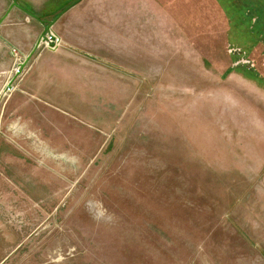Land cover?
<instances>
[{"label": "rangeland", "instance_id": "374dc122", "mask_svg": "<svg viewBox=\"0 0 264 264\" xmlns=\"http://www.w3.org/2000/svg\"><path fill=\"white\" fill-rule=\"evenodd\" d=\"M118 2L114 102L0 95V264H264V0Z\"/></svg>", "mask_w": 264, "mask_h": 264}, {"label": "crops", "instance_id": "0c3cea01", "mask_svg": "<svg viewBox=\"0 0 264 264\" xmlns=\"http://www.w3.org/2000/svg\"><path fill=\"white\" fill-rule=\"evenodd\" d=\"M0 1L1 10L7 0ZM20 6L34 14L36 12V5ZM45 14V11L40 14L36 12L35 17L48 22L43 17ZM4 15L6 17L0 24V95L12 78L11 50L15 48L25 60L45 27L33 18L30 20L27 14L17 8L3 15L0 11V20ZM50 29L57 40L56 45L37 48L26 64L27 70L20 78L17 90L9 98L15 93L12 99L19 103L27 101L31 104L29 99L40 101L49 98L56 103H67L71 99L76 102L79 99V103L87 104L96 96L106 99V103L114 102L110 101V97L114 98L113 91L110 96L107 90L118 88L119 82L122 83L121 88L124 86V3L120 2L119 5L118 0H79L53 20ZM128 66L129 70H134V67ZM95 89L103 91L94 93ZM17 91L22 94L18 96ZM31 106L26 108L29 113L44 111L33 104Z\"/></svg>", "mask_w": 264, "mask_h": 264}, {"label": "built area", "instance_id": "2783aa9c", "mask_svg": "<svg viewBox=\"0 0 264 264\" xmlns=\"http://www.w3.org/2000/svg\"><path fill=\"white\" fill-rule=\"evenodd\" d=\"M56 43H57V40H55V38L53 36L46 34L43 37V39L41 40L40 45H42L43 47H46V48H50V47H54L56 45ZM11 53H12V56L14 59L13 69H14V66H17L15 69V74L21 78L27 70L26 65L24 67H22V65L24 63V59L20 55V53H18V51L15 49H12ZM11 77H12V73H11ZM18 82H19V80L17 81L16 78L14 79L12 77L11 80L9 81V83L5 86V88L1 92V94L3 96L9 97L14 91L17 90Z\"/></svg>", "mask_w": 264, "mask_h": 264}, {"label": "water", "instance_id": "95a60500", "mask_svg": "<svg viewBox=\"0 0 264 264\" xmlns=\"http://www.w3.org/2000/svg\"><path fill=\"white\" fill-rule=\"evenodd\" d=\"M78 2H79V0H77L76 2H74L71 6H73L74 4H76V3H78ZM71 6H69V7H71ZM69 7H68V8H69ZM13 8H17V9L23 11L25 14H27V16H29V17H31V18H33V19H35V20H37V21H39L40 23L43 24V22H42L39 18L33 16L32 14H30L29 12H27L26 10H24L21 6H19V5L16 3L15 0H12V3H11V5L9 6V8H8L7 11L9 12V11H11ZM68 8H66L64 11H66ZM64 11H63V12H64ZM63 12H61V13L59 14V16H60ZM5 17H6V15H4L3 18L0 20V24H1L2 20H3ZM52 24H53V22L49 23L47 26L44 27V32H43V34L40 36V38L38 39L37 43L35 44V47H34L33 51H32V52L28 55V57L25 59V61H24L23 65H22V67H24V66L28 63V61H29V59L31 58V56L34 54V52H35V51L37 50V48L39 47L40 42H41V40L43 39V37H44L46 34L49 33Z\"/></svg>", "mask_w": 264, "mask_h": 264}]
</instances>
